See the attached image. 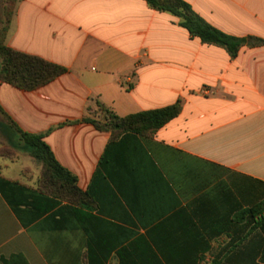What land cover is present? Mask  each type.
<instances>
[{
    "label": "crops",
    "instance_id": "0c3cea01",
    "mask_svg": "<svg viewBox=\"0 0 264 264\" xmlns=\"http://www.w3.org/2000/svg\"><path fill=\"white\" fill-rule=\"evenodd\" d=\"M184 1L264 41V0ZM5 44L67 72L33 91L0 83V264H264V44L232 58L144 0H22ZM178 102L150 135L83 121ZM18 129L76 193L46 187L30 149L37 172H14Z\"/></svg>",
    "mask_w": 264,
    "mask_h": 264
},
{
    "label": "trees",
    "instance_id": "16d2710c",
    "mask_svg": "<svg viewBox=\"0 0 264 264\" xmlns=\"http://www.w3.org/2000/svg\"><path fill=\"white\" fill-rule=\"evenodd\" d=\"M144 1L156 11L167 12L177 17L180 19V26L187 29L192 37L199 38L203 44L224 48L232 58L236 57L241 47L246 44L252 46L264 44L263 40L254 37L238 38L218 30L202 19L184 0ZM12 15L9 17L3 36L0 38V83L24 91H33L65 74L66 68L39 57L13 50L5 44ZM98 108L105 114L103 120L84 118L83 121L93 124L99 130H110L113 133L150 135L178 117L182 106L181 102H178L169 107L142 112L125 118L118 117L101 105ZM18 132L21 140L29 147L31 155L43 165V184L56 194L60 190L68 194L76 193L75 178L57 163L52 151L43 142V137L25 133L19 129Z\"/></svg>",
    "mask_w": 264,
    "mask_h": 264
},
{
    "label": "rangeland",
    "instance_id": "374dc122",
    "mask_svg": "<svg viewBox=\"0 0 264 264\" xmlns=\"http://www.w3.org/2000/svg\"><path fill=\"white\" fill-rule=\"evenodd\" d=\"M21 1L22 0H0V38L3 36L9 17L15 12L17 5ZM94 111L99 117V119L103 120L105 118V114L102 113V111L99 108H95ZM0 122H2L0 123V128H5L6 130L3 137L2 135H0V138L9 137L8 134L9 131H7V126L1 117H0ZM14 143L21 147H25L24 151L21 150L20 158L16 161V163L12 165V167L14 168V172L16 173L20 172L22 168L25 166L26 167L30 166L32 167L33 172H37L39 164L34 158L29 157L28 155L29 147L23 141L20 140L19 136L14 137Z\"/></svg>",
    "mask_w": 264,
    "mask_h": 264
}]
</instances>
